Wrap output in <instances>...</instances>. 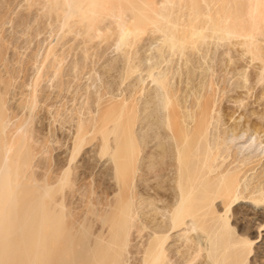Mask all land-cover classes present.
<instances>
[{
  "label": "rangeland",
  "instance_id": "374dc122",
  "mask_svg": "<svg viewBox=\"0 0 264 264\" xmlns=\"http://www.w3.org/2000/svg\"><path fill=\"white\" fill-rule=\"evenodd\" d=\"M98 1L101 3L103 2V4L99 5L98 3H95L96 4V5L94 4L95 8H93V6L91 8V10L97 9L98 13L95 14L94 13L95 10H93L92 13L90 14L92 17H96V18L98 17L96 22L100 20L98 21V23L100 24H99L97 31L100 32L99 35L101 34L102 36L101 38L100 36L99 37L97 36L98 32L93 33L92 35L97 34L93 37L90 36V34L87 35L88 33L86 34V32L84 34L83 32L84 29L83 31L82 29H80L82 27L79 26V22L77 21L78 16L75 15L74 13H71L72 15L69 14L70 16L67 15L66 16L68 18L67 19L64 16L57 15V14L56 15L58 17H56V15L53 13L54 12L53 10L49 11L50 10L49 8L44 7L41 4L38 6L39 3L38 4L36 2L34 3V1L32 2L30 0H0V68H2V70L0 69V71H2L0 72L1 73L0 75L2 76L4 75V78L0 76V80L3 78V81L1 80L3 82L2 87L5 86L4 83H6V87L2 89L0 88V91L2 90L1 91L2 93H3V90L5 89L4 90L5 93L4 94L1 93L2 95L1 102H3L2 103L3 107L5 104L4 108L6 109L5 110L3 108V112H4L3 114H4V118L11 117L10 119L7 118L11 121L13 120L12 118H14V120H16V118L17 120L18 118L19 120L20 118L21 120L28 119L27 122L28 121L30 122L31 120V123L29 122L27 123V127L30 128L31 127L30 125H32L31 128H33L34 126V129L36 127L37 130L39 131L38 136L40 139H37L36 141L37 144L35 148L36 151L37 149L38 151H37V154L35 151L34 156H33L35 159V160L33 159V165L34 166L37 165L35 166L36 168L35 177L39 179V177L45 175L43 173L47 172L46 176H49L55 173L56 171H59L60 178L65 177V178H68V182L73 181L75 193L73 195L74 198H72V204H75L73 205V207L78 211H79V207L82 208L83 206L81 205H83L84 203V202H79V201L80 200L84 201L83 200L85 196L84 193H86L89 188H93L94 184L102 182L104 186L106 187L107 191L109 190L110 192L111 191L110 185L107 184L108 182L104 183L106 181V178H104V176L106 177L107 175L106 174L107 172L105 170L106 168L108 169L109 167L107 165L104 166V163L107 160L108 151H103V149L98 145L99 144L98 142H99V137H101L103 130L107 126L110 127L113 124L110 120L108 121L107 119L114 118L118 115L120 118H122V120H124L123 124L120 127L122 129L123 134L126 136H129L132 140H134L133 144L136 142L133 145V152H132L133 156H131L130 161L128 160L130 163L134 165V167L130 163H128V165L130 164L133 169L131 168L132 170L131 171L130 167L127 165L128 168H126L125 173H126V176H128V179L126 178L124 179V182L126 181V184H129L127 185L128 186L127 190L129 189L128 191H130V193L128 192V194L130 195V198H132L131 201L132 202L134 201L133 202L134 211L138 215L136 216L135 214V222L138 223L143 218V220L147 219V221L146 220L145 221L148 222L147 223L148 225H150L151 223L152 225L156 223L157 220L154 221L153 219V216L154 217L156 216L152 215L155 213V209H153L154 206H152L154 204L149 203V199L150 201L155 200L156 203L157 202L162 203L166 201L167 199H169V197H171L169 194V191H170L169 183L165 179L166 176H169L170 174H168L166 171L164 172H158L157 170L154 171L150 163L151 164L158 163L161 159V152L164 151L163 148L165 147V150H167L168 148V144L166 145L167 138H168L167 137L168 133L166 131H168V128H166L165 122H164V125L162 124L164 127L160 124V122L162 123L163 121H165L166 118L164 117L166 116V114H164V112L165 113L167 112L166 108H168L169 104H167V102L161 103L165 101L162 98L164 97V95H162L161 97V94L164 93L165 89L163 88L164 89L163 91L161 87H157V86L155 87V84L153 83L154 81H152V79L149 78L148 76V72H149L148 70L152 68L150 69V72L152 70V74L154 75H157L159 72L161 73L164 70V73L162 72L161 74H163L165 77V85L166 86L168 85V87L166 86L165 87L171 88L172 91L175 92L173 93L174 96L172 97L169 94L170 97H166V100L173 99L174 97L178 98V102L182 103L181 109H184L182 108V106H186L187 111H191V110H188V107H190L189 104L192 107V105L194 104L195 100L198 98L199 95L204 96L205 94L204 97H206L207 99L208 98L211 99L209 101V103L211 102L210 103L211 105L209 104V111H210L209 114H210V117L215 116L214 117L215 121H211V122H214L215 124L214 126L216 128L212 126L213 123H210L209 128H208V132L210 133H208V136L212 137L211 134L214 135L215 142L220 143L218 145L220 149H222L223 154L221 156L223 158H220V159L222 160L223 165L224 166L226 165V167H230V168H235L237 166H238L237 168L243 167L242 170L244 171L245 174L242 175L243 179H241L242 180L241 182L243 184L244 182H246L247 186L243 189L241 188L240 190L243 191L245 189L244 191L245 193L248 190L249 192L245 194L244 192L241 191L242 195L245 194L246 196L245 195L244 196L246 198L249 199L250 197V199H252L251 194L256 190L253 193L254 195H256L255 197H260V194H261L263 195V198H264V147H263L264 146V72L260 68L259 61L257 60V65H255L256 62L254 61L248 63L250 59H246V55H245V59L247 60L246 61L243 58L244 56L241 57L240 55L241 52L236 50V48L231 49L232 46L229 45L230 43H228V40H225V39H223L222 42L220 40H217V42H221V43L218 44L217 42H215V44L213 43L214 46L212 45V43L211 44L205 43L207 47L206 46L204 47V45H202L204 49L200 46L198 47L199 49H197L193 54H191L190 52H186L185 55L184 53L182 55V54H179L180 52L178 51L176 52L174 50L173 51L168 50L170 48H168L169 46L167 45V43L164 42V35H163L165 34V28L163 29L164 26L162 25L164 24V21L163 19L161 20L160 18L158 21H156L158 18L156 19L152 18L153 20L155 19L154 21L155 23L153 22L154 24L152 25H151L152 22L147 21V23L149 22L148 23L149 25L145 24V27H143L144 31L143 30L142 32L139 31L140 34L139 32H137V34L134 33L135 35L131 34L130 35L131 37L130 36H129L130 38L128 37L129 40L128 41L125 40L124 42L126 43L123 42V44L121 45V43L117 42L119 41V38H118L119 30L118 29L120 28V27L118 28V25L121 23L120 21L123 22V17H124V22L126 21L128 22V20H130V22L128 23L132 22L131 19L133 20L132 18L133 13L132 11H130L132 10L129 7L130 4L126 0H114L115 2L113 0H102V1L98 0ZM107 1H109L110 4ZM131 1L134 2V6L137 7V9L135 8L137 13L141 14V11H137V10L140 8L141 9L144 8L142 10V14L144 12L148 13L150 17H154L153 11L151 13V9L152 10L156 9L157 11L158 8L160 9V7L162 6L166 7L167 5L166 7L167 9L165 10L167 12L172 4V7L170 8L171 11L167 12L172 15V16H169V18L172 19V17L176 15V18L175 19L173 18L172 20L175 21L178 18L177 22L179 23L180 21V23L182 22L181 24L187 23V18L185 19L184 16L186 15V17H188L187 13L191 11V8L192 9L195 8V3L201 2V0H178L181 2H179L177 5L176 2L178 1L176 0H170V1L156 0V3H155L156 5H153L154 4L152 2L153 0H151V2L150 0L148 1L147 0H141V1L137 0L138 2L136 0H131ZM162 1L166 2L165 5H164V2L162 3ZM193 1L194 3L192 5L194 6L191 7L190 4ZM143 2L146 3V5H144ZM187 4L190 5L189 10L187 9L189 8V5ZM104 5H107V6L104 7ZM110 6L111 8H108ZM147 6L148 7L150 6L149 7L150 10H148L149 8ZM176 6H179V8L181 6V10L176 9L177 8ZM115 7L118 9L120 8L119 12L122 11L121 12L122 15L119 14V12H117L118 10ZM146 7L148 8L147 10H146ZM104 9L106 12L104 11ZM107 9L108 11H110L109 13H107L108 12ZM91 10L88 12H91ZM99 10L103 14H100ZM111 10L113 11V13L115 11L114 14L116 15V19H115L114 14L111 15L112 13ZM176 10L180 12L178 13ZM124 11L126 14L123 13ZM159 11L163 12L161 11V9ZM171 12H173V14ZM73 16L75 18H73ZM103 16H105L104 17L105 19L103 18ZM117 16H120L119 19L120 18L122 19L120 20L117 19ZM62 18L66 19L67 21L64 20L65 23H63ZM70 18L72 20V23H74L75 21L74 23L75 25L73 24L74 26L69 25ZM101 18L104 21L101 20ZM182 18L184 19V21H181ZM159 21H162V23L161 22L159 23ZM61 23H63V26ZM67 25H69L68 27H71L70 30L74 27L72 29L73 31L71 30L72 33L68 30L69 28L67 27ZM77 26L79 29L76 28ZM153 26L154 27L156 26L155 29ZM159 26H161L162 29ZM158 27H159V30H158ZM99 28L102 32L99 31ZM67 31H69V33ZM78 31L81 34L77 33ZM82 34H84V36L86 35V37H88V40L87 38L85 40L84 37H82ZM103 35L105 37L107 36L108 38L105 39ZM211 45L213 46V48H211L212 47ZM226 45L227 46L229 45L228 50L223 49L227 47ZM215 46L218 48H215ZM205 48H208L207 51ZM230 49L231 50L235 49V50L231 53ZM198 51L199 53H197ZM202 51L204 55L202 54ZM227 51H229L231 55ZM237 51L239 54L236 53ZM56 54L58 56H56ZM187 54L189 55L190 58L186 56ZM220 55H223V57ZM193 56H195L196 58H194ZM184 57L187 60L186 63H185ZM203 60L206 64L202 62ZM56 61H58V63ZM184 63L186 66H184ZM253 64L257 67H254ZM55 65L57 66L59 65V66L57 67ZM156 65L158 67H156ZM187 65L189 67L193 66L191 67V71H187V69L189 68ZM134 67L135 69H133ZM54 68H57V69H54ZM146 69L148 70L146 71ZM239 71L242 72L243 75H245L246 81L244 79H243L244 82L240 81L242 80L244 76ZM243 71H245V74ZM199 72H202V73H199ZM141 73L142 75H140ZM237 75H240V76H237ZM142 77L144 78V80L141 79ZM5 80L9 82H6ZM198 80H200V82ZM237 83H241L240 86L243 85V87L244 85H246L248 86L249 89L245 86L244 88H247V89L243 88L242 90V88L239 86V84L237 85ZM159 88H161V90ZM206 88L207 89L209 88L208 89L209 93ZM31 91H32V94L35 96H32ZM162 91L163 93H161ZM247 91L249 92L247 93ZM6 92H7V95H6ZM199 92H201L202 94H200ZM176 94L177 96H175ZM206 94L207 95L209 94V97ZM4 95L6 96L4 97ZM183 95L184 97H186V100H187L186 103L188 105L185 104V101H184L185 98L183 97ZM191 96H193V98L195 99H191ZM31 98H34L35 100L34 103L33 101H30ZM29 101L32 103L31 106H30L31 103ZM5 102H7V104ZM29 106L32 107V109L29 108L28 110ZM123 107L126 109V111L125 110L123 111L124 109ZM189 109H192V108H189ZM28 111H30L31 114ZM27 112L29 113L28 115H27ZM120 112L123 114H121ZM26 116H28V118ZM39 118H41L40 119L41 121L39 120ZM127 118H129L127 120L129 122L125 121ZM222 123L224 124L222 125ZM105 124L107 126H105ZM101 126L102 128H100ZM84 127L86 128V130L83 131ZM213 127L215 128V130H213L214 133L212 132V129H214ZM229 129H231L230 131H233L234 134L231 133ZM225 130H226V133H225ZM219 131L221 134L218 133ZM251 133L254 135L257 134V147H258L257 148L258 149L257 158L258 157H261V158L256 159L255 157L254 158L252 157L253 160L252 158H250L251 161H249V159L248 160L246 159V161L245 160L242 161L241 159H245L246 157L247 150L241 151L239 150L240 148H236V147H238L239 143H245L248 138H251V137L253 138L254 135L252 136ZM218 134L219 136L221 135L220 138L222 136L230 138L232 135H237V136L239 135V138L233 142L227 139L224 142H227V141L229 142L224 144V142H220L221 139L219 138ZM110 135H112V133H110ZM77 136H79L80 138L78 137L76 139ZM160 139L161 141L163 140L162 144L164 142L166 143L162 145ZM75 140L76 141L78 140V141L76 142ZM38 144L40 145L42 144L43 146L41 145L40 147V145ZM227 145L229 147V150L226 149L228 148ZM37 146H39L41 149L39 150V147ZM98 146L100 148H98ZM134 146L136 149L134 148ZM157 146L159 149L156 148ZM221 146H223V148H221ZM160 149H162V151ZM214 149L215 150L213 151L215 152L216 150H218L216 149L215 146H214ZM225 150H227V152ZM136 152L137 154H133ZM159 152H160V155L158 157L157 155L159 154ZM163 154L164 152H162V155ZM154 157L156 158L154 159ZM36 159H38L37 160L38 162L36 161ZM91 159L93 161H91ZM238 159L240 160L237 161ZM156 160L157 161L159 160V161L156 162ZM148 161L150 162L148 163ZM36 162L37 164H34ZM237 162L241 164L235 165ZM245 162L248 164L246 165ZM230 164H232L233 167ZM148 165H150L149 173H147ZM103 166L105 168H103ZM41 168H44V172L42 171V173L40 170H43V169ZM245 168L246 170H244ZM150 169L154 172V174L152 173V171L150 174ZM38 170H39V173H38ZM242 170L240 172H242ZM50 171L51 172L53 171V173H51ZM98 171L99 173H102L101 176L100 174L99 175L97 174ZM247 171H248V174H247ZM127 173H130V175L129 174L127 175ZM161 173L163 175H160ZM146 174H150V175H146ZM155 174L158 176L160 175V176L158 177ZM253 174L257 175L256 178H255V175ZM246 176L247 178L245 179ZM152 177L158 178V181L157 179L154 180ZM161 177L162 178L164 177L163 181L162 180L159 181ZM248 177H251L255 179L256 181L251 180ZM71 178H73L74 180L73 179L71 180ZM83 178L87 182L83 181L82 180ZM129 180L131 183L129 182ZM82 182H86V185L83 186V184H81ZM60 183L61 181H58L54 183L52 187L59 188ZM248 183L249 184L251 183L249 187H248ZM254 184H257V185H254ZM77 188H79L80 190L81 188H83L84 191L81 190L82 191L81 193V191L78 190ZM166 188H167V191H166ZM247 188H250V189L247 190ZM258 189H260L261 192L260 190L258 191ZM250 192L251 194L249 195ZM148 195L151 196V197L150 196L148 197L149 199H147L146 197ZM162 195L163 197L166 195H168L169 197H166V198L164 197L165 199L164 198L162 199ZM78 196H80L81 199L80 197L76 198ZM142 197H145V198L143 199ZM159 198L162 200L161 202ZM76 199H79V200L76 201ZM142 199L146 201L144 202L142 201ZM139 200H141V202L143 203L141 204ZM144 203H146V205ZM256 203H259V204L239 202L235 206L232 207L231 211L228 212L229 222L232 225L233 229L235 230L233 231L235 232V235H233L234 233H232L231 236L233 237L236 236L237 239L238 238L241 239V242L239 239H238L239 240L238 242V240L233 237L231 238L229 237L230 239H228V241H227V238L225 239L227 241L226 249L223 248L225 252L227 251V253H224V255L226 256L225 260L229 261L230 257L234 254L235 258L233 259L231 258V260L235 259L234 261H236L235 263L237 264H243L242 262H244V264H264V214H263L264 200H260L259 202L256 201ZM141 205L143 209L141 208ZM224 205H223V208H224ZM149 206H152L153 208L150 209ZM213 208L214 206L211 205L210 206V210L212 212L211 215L214 213L212 211L214 210ZM150 211L152 212V214ZM148 212L149 214H147ZM145 213L147 215H145ZM215 214L217 213L215 212L212 215L213 218L217 217L218 215V214L217 215ZM140 215H144L146 217L140 216ZM150 217L152 220L150 219ZM136 218L137 219L139 218V220H137ZM149 219L151 222L148 221ZM145 221L144 222L140 221V222L146 223ZM19 231H20L19 229L14 227L13 231L11 232H14L15 234H19L18 233ZM178 232L179 231H177L176 233ZM172 234H175V232ZM171 237L173 238L175 237V235L174 236L171 235L168 238L169 241L167 240L166 244L170 245V242L171 244L174 243L172 245V248H176V243H177L179 235L178 237L176 236L175 238H173L174 241L176 242L171 241L172 240ZM139 238L140 237H137L138 241L140 240ZM246 238L247 240L249 239V240H252L253 242L248 240L249 241L248 245L244 244L245 245L244 246L242 244L243 243L242 239H245L243 241H245L244 243H246L248 242L246 241ZM137 239L135 242H137ZM179 239L180 240H178V244H179L178 246L181 245L179 242L182 243L184 241V238L182 237H179ZM234 239L237 240L235 242H238V244L237 243L235 244V242L233 243ZM132 242L134 243V241H131V243ZM229 242H231L233 246ZM234 244L236 245L235 247H234ZM225 245L226 244H224L223 247H225ZM237 245H241V246H238V248L244 247L243 252H241L242 248L241 250L237 248ZM230 247H234L232 248L234 250V253H232L233 250ZM231 253L232 255H230ZM192 254L187 256V260L190 259L188 260V262H190L192 258L193 259L195 258L194 254L193 255ZM195 255H199V256L201 255L202 257L200 256L201 257L200 258L197 256L198 258L197 257L195 258L197 259V261L195 259H194L195 261H193L192 259L193 264H201V262L202 264L204 263L206 264V262L208 264L218 263V262L213 263L214 262L212 261L213 259L205 258L206 255L204 254V252H201L200 254H195ZM228 255L230 256L228 257ZM238 255H239V259H238ZM127 257H128V261L131 262L132 259L129 258L130 255L129 256L127 255ZM2 258H3L2 264H5L4 257L0 255V259ZM184 259L185 258H183V260ZM240 260H244V261L241 262Z\"/></svg>",
  "mask_w": 264,
  "mask_h": 264
},
{
  "label": "bare ground",
  "instance_id": "6f19581e",
  "mask_svg": "<svg viewBox=\"0 0 264 264\" xmlns=\"http://www.w3.org/2000/svg\"><path fill=\"white\" fill-rule=\"evenodd\" d=\"M30 1H32V2L34 1V3L36 2L37 4L39 3L38 6L41 4L42 6L49 8L50 9L49 11L53 10L54 11L53 13L55 15L57 14V15H62L64 17H66L67 15L74 13L75 15L78 16L77 21L79 22V26L82 27L80 29H82V31L84 29V31H83L84 34L86 32V34L88 33L87 35L90 34V36H92V37L97 35V34H98L97 35L98 37L99 36H100V38L102 37L101 34L99 35L100 32L97 31L99 24H100V23H98V21H100V20H98L96 22L98 17L97 18L92 17L90 13H92V11L95 10V9L91 10L92 6H93V8H95L94 7L96 5L95 3H98L100 5V4H103V2L101 3L98 0H30ZM126 1L130 4L129 7L132 9V10H130V9H128V10L132 11L133 16L132 15H130V16H132L133 20L131 19L132 22L128 23V22H130V20H128V22H127L125 19L126 22H124V17H123V22L120 21L121 23L118 25V28L119 27L120 28L118 29L119 30V37H118L119 41H117V42L121 43V45L123 44V42L125 40H127V41L129 40V38L131 37L130 36L131 34L133 35L134 33L137 34V32H139V31L140 32H142V30L144 31L143 27H145V24L149 23V22L147 23V21L152 22L151 23V25H152L155 23L154 21L156 18H158L156 21H158L160 18L161 20L163 19V21H164V24H162V25L164 26L163 29L165 28V34H163V33L162 34L164 35V42L167 43V45L169 46L168 48H170L168 50H172V51L174 50L176 52L178 51V52H180L179 54H182V55H183V53L185 55L186 52H190L191 54H193L197 49H199L198 47H200V46L202 47V45H204V47L205 46L207 47V45H206L207 43L208 44L212 43V45H213V43L215 44V42H217V40H220L222 42V40L225 39V40H228V43H230L229 45L232 46L231 49L236 48V50L241 52V54H240L241 57L244 56L243 58L245 59V55H246V59L251 60V61L249 60L248 63L254 61V62H256L255 65H257V60H258L260 63V68L264 72V0H201L202 3L196 2L195 8H193V9L191 8V11H189V13H187L188 17H186L185 14L190 9V5H191V7L194 6V5H192L194 3V1H193V2H191V4L189 3L190 5L187 4V5H189V8H187L188 10L185 12V14L183 13L185 15L184 16L185 19L187 18V23H184V24H181L182 22L180 23V21L178 23L177 22L178 18L175 21L172 20L173 18L174 19L176 18V15H174L172 17V19L169 18V16H172L170 13H167V12L171 11L170 8L172 7V4L170 2L169 3L171 4V7L168 3L170 8L168 9L167 12L165 11L167 9L166 8L167 5H166V7L165 6L160 7L161 11H163V12H160L159 11L160 9L157 7L159 9V10L157 9V11H159V12H157L156 9L155 10L151 9V13L153 11L154 17H150L148 15V13L144 12L142 14V10L144 8H142V9L140 8L141 10L140 9L137 10V11H141V14H139L136 12L137 7L134 6V2H132L131 0H126ZM168 1H170V0H168ZM176 1H178V0H176ZM107 2L109 3V1H107ZM150 2H151V0H150ZM150 2H148V3H150ZM152 2L154 3L153 5H156L155 4L156 0H155V2H154V0ZM163 2L164 1H162V3ZM179 2H181V1L176 2V4L178 5ZM140 3H142V2H140ZM162 3H161V5H162ZM165 3L166 2H164V5H165ZM143 4L146 5V3H144V2H143ZM124 5H125V3H124ZM147 5H149V4H147ZM106 6L107 5H104V7H106ZM115 6H117V5H115ZM147 7H146V10L150 6L148 8ZM176 7H177L176 9L181 10V6H180V8H179V6H176ZM108 8H111V6ZM105 9H104V11H105ZM116 9L118 10L117 12H119L120 8L119 9L116 8ZM90 10H91V12H88ZM148 10H150V8ZM107 11H108V9H107ZM130 11H128V12H130ZM176 11L178 13L180 12L178 10H176ZM109 12L110 11H108L107 13H109ZM111 12H112L111 15L115 13V11L113 13L112 10H111ZM121 12H119V14H121ZM94 13L97 14L98 10L96 9L94 11ZM99 13L103 14L100 12V10H99ZM123 13L126 14L125 11ZM171 13L173 14V12H171ZM178 13H177V15H178ZM129 14H131V13H129ZM183 14H181V15H183ZM57 15H56V17H58ZM74 16H73V18H75ZM105 16H103V18ZM119 17L120 16H117V19H119ZM152 18H155V19L153 20ZM115 19H116V15H115ZM120 19H122V18H120ZM62 20H63V23H65L64 20H66V19L62 18ZM62 20H61V22H62ZM101 20H103V19L101 18ZM69 21H70V23L68 22L69 25H73L75 23L74 20H73L74 23H72L71 18ZM181 21H184V19L182 18ZM160 22L162 23V21H159V23ZM63 23H61L62 26H63ZM69 25H67V27ZM161 26H159V27H161ZM155 27H154V29H155ZM159 27H158V30H159ZM68 28H69L68 30L71 32V30L74 27L71 30H70L71 27H68ZM76 28L79 29L78 26ZM100 28H101V26H100ZM100 28H99V31H101ZM161 29H162V27H161ZM69 31H67V32L69 33ZM96 32H98V33L95 35H92L93 33H96ZM140 32H139V34H140ZM68 33H67V35H68ZM77 33H80V32L78 31ZM84 34H82V37H84L85 40H86V38L88 40V37H86V35L84 36ZM64 35H66V34H64ZM107 36H108V34H107ZM107 36L105 37L103 35V37H105V39L108 38ZM221 42H217V43L219 44ZM124 43H126V42H124ZM81 44H82V42H81ZM222 44H224V43H222ZM95 45H96V43H95ZM213 46L211 48H213ZM221 46H223V45H221ZM228 46L225 48H223V47L222 48L228 50ZM204 47H202V48L204 49ZM215 48H218V47L215 46ZM205 49L207 51L208 48H205ZM234 50H231V53ZM199 51L197 53H199ZM206 51H205V53H206ZM229 51H227V52L229 53ZM238 51L236 53H238ZM176 52H174V53H176ZM202 54H203V51H202ZM223 55H220V56L223 57ZM56 56H58V55L56 54ZM186 56L189 57L188 54ZM200 56H202V55H200ZM59 57H61V56H59ZM193 57L196 58L195 56H193ZM52 58H53V56H52ZM55 58H54V60H55ZM152 58H154V57H152ZM240 59H242V58H240ZM237 60H238V58H237ZM52 62H53V60H52ZM56 62L58 63V61H56ZM168 62H170V61H168ZM186 62H187V60L185 58V63ZM202 62H204V60ZM185 63H184V66H186ZM188 63H189V61H188ZM255 65H254V67H257ZM55 66H57V65H55ZM52 67H50V68H52ZM156 67H158V66L156 65ZM191 67H193V66H191ZM191 67H189L188 69L186 68L187 71H191ZM258 67H259V65H258ZM148 68H150V67H148ZM199 68H201V67H199ZM0 69L2 70V68H0ZM54 69H57V68H54ZM133 69H135V67ZM150 69H152V68H150ZM150 69L149 70L146 69V71L147 70L149 71L148 76H149V78L152 79V81H154L153 83L155 84V87L157 86V87H161L162 89L163 88L165 89V91L163 89L164 93H163V91L161 92V93H163V94H161V97H162V95H164L165 98L164 97H162V98L165 101H163L161 103L167 102V104H169L168 108H166L167 112L166 113L164 112V114H166V116L165 115H164L165 117L163 116L166 119L162 123L160 122L161 125L162 124L164 125V122H165V126H166V128H168V131L164 130L168 133L167 143L164 142V143H166V145L168 144V148H167V150H165V147H164L163 148L164 151H162V149H160L162 152H164L163 155L161 152V159L159 158L160 161L158 160L159 161L158 162L156 160V162H158V163H156V164L150 163V165H151V167H153L154 171H156V170L158 172L166 171L168 174H170L169 176H166L165 179L168 181L169 189L171 191V192L169 191V194L171 197H169L168 195L164 196L165 198L169 197V199H167L166 201L163 200L164 202H162V203H158V202L156 203L155 200L150 201V199L148 198L150 195L146 196L147 199H149V203L154 204V205H152V206H154V208L152 206H149L150 209L151 208L155 209L154 214H152V212L150 211L151 214L155 215L156 217L159 218V220H158V218L153 216L154 221L157 220L156 223H154L153 225H152V223L150 225H148L147 224L148 222H146L147 219H145L146 220L145 221V220H143V218L140 221L141 222L145 221L146 223H141L140 221H139L140 223L135 222V214L136 213L134 211V206H133L134 201L133 202L131 201L132 198H130V195L128 194V192L130 193V191H128L129 189L127 190V187H128L127 185H129V184H126V181L124 182V179L125 178L128 179V176H126V173H125L126 168H128V166H129L130 170H131L132 166L134 167V165L132 163H130L129 161L131 160V156H133L132 155L133 145L136 142L133 144L134 140H132L129 136H126L123 134L122 129L120 128L124 122V120H122V118H120L118 115H117L118 117L116 116L114 118H108L107 120L108 121L110 120L113 124L112 125L109 124V125H111L109 127L106 125L107 124L106 123L105 126H107V127L103 130L101 137H99L100 135L97 136V137H99V142L97 141L99 143L98 145L103 149V151H108L107 160L105 159L106 160L105 163L103 162L104 166H106V165L109 166L108 169L106 168V170H105L107 172L106 173L107 175H106V177L104 176V178H106V181L104 183L108 182L107 184L110 185L111 191L110 192H109V190L107 191L106 187L104 186V184L102 182L94 184L95 186L93 185V188H89L87 190V192L84 193L85 194L84 199H83L84 201H82V200L79 201V202H84V203H83V205L79 204L83 207L82 208L79 207V211H78L73 207V205H75V204H72V198H74L73 195L75 193L73 181L68 182V178H65V177L60 178V172L56 171L55 173H53L54 170L52 172L50 171L53 174H51L49 172L51 174L49 176H46V173H47L46 172V173H43L45 175L39 177V179L37 177H35V170H36L35 166H37V165H35V166L33 165V159H34L33 156H34V152L36 151V149H35L36 144H37L36 141H37V139H40L38 136L39 131L37 130L36 127L34 129V126H33V128H31L32 125H30L31 126L30 128L27 127V123L29 122V121L27 122L28 119L21 120V118H20V120H19V118H18V120H17V118H16V120H17L16 121V120H14V118H12L15 121L14 122L13 120L12 121L9 120L11 117L10 118L9 117L4 118L3 108L5 107V104L3 107V105H2L3 102H1V96H2L1 91L2 90L0 91V255H2V257H4L5 264H191L193 258L191 259L190 262H188V260H190V259L187 260V256L192 254L193 251H194L193 254H194L195 258L197 256L198 257L201 256V255L199 256V255H195V254H200L201 252H204V254L206 255L205 258L213 259L212 260V261H214L213 263L218 262L217 264H237V263H235L236 261H234L235 259L231 260V258L232 259L235 258L234 254L232 255V253H234V250L232 248H234L236 246L235 245L236 243L238 244L239 240L241 242V239L238 238L239 239L238 240L236 238V236L235 237L231 236L232 233H234L233 235H235V232H233L235 230L233 229L232 225L229 222L228 212L231 211L232 207L235 206L239 202L259 204V203H256V201L259 202L260 200H264L263 195H261L259 193L260 197H255L256 195H254L253 193L256 190L252 193L253 195L251 194V192L253 191L252 190L249 193V195L251 194L252 199H250V197H249V199L246 198L245 194L247 192H249L248 189H250V188H247L248 191L246 193L244 192L245 189L243 191L240 190L241 188L243 189L247 186L246 182H244V184L241 182L242 181L241 179H243L242 175L245 174L244 171L242 170L243 167L237 168L238 167L237 166L235 168H230V167H226V165L225 166L223 165V162L220 159V158H223L221 156L223 153H222V149H220V147L218 145L220 143L215 142L214 135L211 134L212 137L208 136V133H210V132H208V128H209L210 123H213V125L211 124L212 126L215 125L214 122H211V121H215V119H214L215 116L214 117L212 116L213 117L212 118V117H210V114H209V112H210L209 111V104L211 103V102L209 103V101L211 99L208 98L209 99L208 100L206 97H204L205 94L203 93L204 96L199 95L198 98L195 100L194 104L192 105V107L189 104L190 107H188V110H191V111H187L186 106H182V108H184V109H181L182 103L178 102V98L174 97L173 99H170V100L167 99L168 101L166 100V97H170L169 94L172 97V96H174L173 93H175V92H173L171 88H166V87H168V85L167 86L165 85V77L163 74H161L162 72L164 73V70L161 73L159 72L157 75H154V74H152V70L150 72ZM202 69H204V68H202ZM199 70H201V69H199ZM0 72H2V71H0ZM203 72H204V70H203ZM243 72L245 74V71H243ZM199 73H202V72H199ZM240 73H242V72H240ZM237 74H238V72H237ZM140 75H142V73ZM242 75H243V73H242ZM0 76H2V75H0ZM201 76H202V74H201ZM237 76H240V75H237ZM243 76L245 77V75H243ZM2 77L4 78V75ZM190 77H191V75H190ZM244 77L243 78L241 77L242 78V80H240L241 82H244L243 79L246 81V77L245 78ZM3 78L1 79L2 81H3ZM239 78H237V79H239ZM141 79L144 80L143 77ZM1 80H0V88L2 89L4 87H6V83H4L5 86L2 87L3 82ZM198 81L200 82V80H198ZM235 81H236V79H235ZM6 82H9V81H6ZM188 82H190V81H188ZM238 84H239V86L241 85V83H237V85ZM245 86L246 85H244V87ZM240 87L243 90V88H244L243 85ZM246 87L248 88V86H246ZM161 88H159V89L161 90ZM247 88H244V89H247ZM4 90H3L2 94L5 93ZM33 90H35V89H33ZM248 92L249 91H247V93ZM199 93L202 94L201 92H199ZM208 93H209V90H208ZM31 94H32V91H31ZM165 94H166V96H165ZM6 95H7V92H6ZM6 95H4V97ZM188 95H190V94H188ZM32 96H35V95L32 94ZM175 96H177V94ZM207 96L209 97V94ZM183 97H184V95H183ZM184 98H185V100H184L185 104H187L186 103V101H187L186 97H184ZM191 99H195V98H193V96H191ZM30 101H33V103H34L35 100H34V98H31ZM5 103L7 104V102H5ZM31 105H32V103L30 104V106ZM30 106L28 107V110H29V108L32 109V107H30ZM125 106H126V104H125ZM164 106H165V104H164ZM125 108L123 109V111L124 110L126 111ZM189 108H192V109H189ZM28 112L30 113V111H28ZM28 112H27V115L29 114ZM121 114H123V113H121ZM26 117L28 118V116H26ZM29 117H30V115H29ZM122 117H123V115H122ZM7 118H9V119H7ZM164 118H163V120H164ZM40 119L41 118H39V120ZM128 119L129 118H127L125 121H127ZM127 122H129V121H127ZM29 123H31V120ZM223 124L224 123H222V125ZM79 125H81V124H79ZM79 128H80V126H79ZM100 128H102V126ZM215 128L212 129V132H213V130H215ZM84 130H86L85 127L83 128V131ZM230 130L231 129H229V131ZM220 131L218 133H220ZM230 132L234 134L233 131H230ZM110 133H112V135H110ZM225 133H226V130H225ZM231 133H230V135H231ZM76 135H74V136H76ZM81 135H82V133H81ZM109 135L112 137H110ZM223 135H224V133H223ZM251 135L253 136L254 134L251 133ZM218 136H219V134H218ZM220 136H219V138H220ZM78 137L79 136H77L76 139ZM162 137H164V136H162ZM42 138H41V140H42ZM238 138H239V135L238 136L232 135L230 138L222 136L220 138L221 139L220 142H224L227 139H229L231 142H233ZM162 139H164V138H162ZM160 141H161V139H160ZM162 141H161V144H162ZM227 142H229V141H227ZM227 142H224V144ZM38 145H40V144H38ZM41 145H40V147H41ZM230 145H231V143H230ZM99 146H98V148H100ZM214 146L216 147V149H218V150H216V152L213 151V150H215ZM37 147H39V146H37ZM40 147H39V150L41 149ZM227 147H228V145H227ZM134 148H135V146H134ZM156 148H158V146ZM221 148H223V146H221ZM236 148H240L239 150H241V151L247 150L245 159L240 158L242 161L243 160L246 161V159L247 160L249 159V161H251L250 158H252V157L253 158L255 157L256 159L261 158V157L257 158V151H258V149H257L258 148L257 147V134H255L253 136V138L252 137L248 138L245 143H239L238 147H236ZM226 149L229 150V147ZM37 151H38V149H37ZM37 151H36V154H37ZM225 151L227 152V150H225ZM93 154H94V152H93ZM104 154H106V153H104ZM133 154H137V152L133 153ZM159 155H160V152L157 156L159 157ZM133 158H135V157H133ZM155 158L156 157H154V159ZM253 158H252V160H253ZM240 159H238L237 161H239ZM37 160L38 159H36V161ZM91 161H93V160L91 159ZM254 161H256V160H254ZM37 162L34 164H37ZM149 162L150 161H148V163ZM128 163H130L132 166L130 164L128 165ZM133 163H135V162H133ZM245 163H243V164H245ZM232 164H230V165H232ZM237 164H241V163L237 162L235 165H237ZM247 164L248 163H246V165ZM150 165H148V167L146 166L148 168V169L146 168L147 173H149V168H150L149 166ZM104 166H103V168H105ZM232 167H233V165H232ZM246 168H248V167H246ZM246 168L244 170H246ZM41 169H43V170H40L41 173H42V171L44 172V168H41ZM240 169L242 170L243 174H242V172H240L241 171ZM151 171L152 170L150 169V174H151ZM38 173H39V170H38ZM152 173L154 174L153 171H152ZM97 174L98 175L100 174V176H101L102 173H99V171H98ZM128 174L130 175V173H127V175ZM150 174H146V175H150ZM247 174H248V171H247ZM160 175H163V174L161 173ZM164 175H165V173H164ZM253 175H255V174H253ZM78 176H79V174H78ZM156 176H158V175H156ZM256 176L257 175H255V178H256ZM149 177H151V176H149ZM246 178H247V176L245 177V179ZM248 178H250L251 180H255L251 177H248ZM72 179L73 178H71V180ZM97 179H98V177H97ZM153 179L154 180L157 179V181H158V178H153ZM163 179H164V177L163 178L161 177V179L159 181H161V180L163 181ZM82 180L86 181L84 178ZM58 181H61L60 187L59 188L58 187L53 188L52 185ZM157 181H155V182H157ZM245 181H247V180H245ZM86 182H82L81 184H83V186H84V185H86ZM129 182H130V180H129ZM101 183L103 184V186ZM250 184L248 183V187L250 186ZM131 185H133V184H131ZM131 185H130V187H131ZM242 185H243V187H242ZM254 185H257V184H254ZM87 186H88V184H87ZM77 189L80 190L79 188H77ZM81 190H83V188H81ZM259 190L260 189H258V191ZM163 191H165V190H163ZM166 191H167V188H166ZM241 191L245 193L244 194L245 196L242 195ZM260 192H261V190H260ZM81 193H82V191H81ZM79 197L80 196H78L76 198H79ZM164 197L162 195V199ZM142 198L144 199L145 197H142ZM80 199H81V197H80ZM143 199H142V201L145 202L146 200H143ZM77 200H79V199H76V201ZM139 201L141 202V200H139ZM161 201L162 200L160 199V202ZM214 202H216V203H214ZM142 203L143 202H141V204ZM223 203L226 205H224ZM144 204L146 205V203H144ZM222 204L224 205V208H223ZM211 205L214 206V208H213L214 210H212V211L214 213L216 212L218 214V215L215 214V215H217V217H215V215H214L215 218H213V216H212L214 213L211 215V213H212L210 210ZM141 208H142V205H141ZM147 214H149V212ZM147 214L145 213V215H147ZM263 214H264V211H263ZM136 216H138V215L136 214ZM140 216H144V215H140ZM144 217H146V216H144ZM258 218H259V216H258ZM150 219H151V217H150ZM150 219L148 221H150ZM137 220H139V218ZM14 227L20 230L18 232L19 234H15L14 232H11V231H13ZM177 231H179V232L176 233ZM174 232H175V234H172ZM171 235L172 236L175 235V237L176 236L178 237V235H179V237L184 238V241L182 243L179 242L181 244L180 245L181 248H180V246H178L179 245L178 240H180L179 237H178V240L175 239V240H177L176 248H172V245L174 243L171 244V242H170V245L166 244L168 238ZM137 237H140L139 241H138ZM175 237H173V238H175ZM229 237L230 238L231 237L236 238L238 240V242H235V241H237L236 239L233 240V243L235 242L234 247H230L233 250V251L231 250L232 253L230 254L232 256L230 257V260L228 259L229 261H227V260H225L226 256L224 255V253H227V251L225 252L223 248L226 249V246H227L226 242L228 241V239H230ZM173 238H172V240L171 239L170 240L173 242H176V241H174ZM226 238H227V241L225 240ZM136 239H137V242H135ZM243 240H245V239H242L243 245L244 244L248 245L249 241H252L249 239H248L249 240L248 241L246 238V241H248V242L244 243L245 241H243ZM131 241H134V243L133 242L131 243ZM229 243L233 246V244L231 242H229ZM224 244H226L225 247H223ZM241 245H237V248H238V246H241ZM241 248L242 247H239L238 249L241 250ZM243 248H242L241 252H243ZM238 249H236V250H238ZM236 253H235V255H236ZM241 254H239V255H241ZM127 255L128 256L130 255L129 258L132 259L131 262L128 261ZM230 255H228V257ZM239 255H238V259H239ZM183 258H185L184 260H186V261H184ZM194 259H193V261H195V260L197 261V259H195V260ZM2 261H3V258L0 259V262H1L0 264H2ZM240 261L242 262L244 260H240ZM242 263L244 264V262H242ZM201 264H202V262H201ZM206 264H208V263L206 262Z\"/></svg>",
  "mask_w": 264,
  "mask_h": 264
}]
</instances>
